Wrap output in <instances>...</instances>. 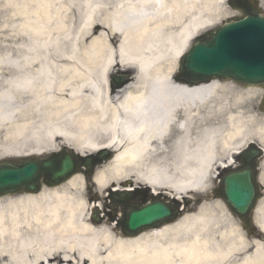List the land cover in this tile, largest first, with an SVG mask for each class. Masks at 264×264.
<instances>
[{
	"label": "bare ground",
	"instance_id": "obj_1",
	"mask_svg": "<svg viewBox=\"0 0 264 264\" xmlns=\"http://www.w3.org/2000/svg\"><path fill=\"white\" fill-rule=\"evenodd\" d=\"M81 1L13 0L11 6L0 0L3 24L21 41L0 44V69L14 73L0 71V157L60 146L81 154L114 151L91 180L79 172L37 193L1 195L0 264H264V196L253 212L259 231L250 232L209 195L216 168L233 165L249 144L264 150L257 88L217 79L191 84L176 73L180 56L219 12L194 11L195 0H129L115 23H87L79 46L97 31L89 27L94 21L109 27L99 54L135 70L133 80L117 89L106 78L52 83L55 60L73 58L57 49L74 36L64 23L74 10L64 6ZM46 41L55 43L53 52ZM260 170L264 185V157ZM135 184L178 196L184 214L137 236L109 219L95 222L91 199L99 196L104 210L106 192Z\"/></svg>",
	"mask_w": 264,
	"mask_h": 264
},
{
	"label": "water",
	"instance_id": "obj_2",
	"mask_svg": "<svg viewBox=\"0 0 264 264\" xmlns=\"http://www.w3.org/2000/svg\"><path fill=\"white\" fill-rule=\"evenodd\" d=\"M229 4L244 15L198 36L181 58L178 78L191 84L231 79L264 87V14L261 9L253 8L249 0H230ZM131 80L129 72L110 75L113 89ZM261 155L262 150L253 144L241 156L242 166L227 172L218 189L219 196L247 227H252L250 215L262 196L257 170V158ZM111 156L112 153L106 150L96 156H83L64 148L45 158L30 156L0 160V196L39 192L43 185H59L82 171L83 166L85 173L92 175L95 168ZM121 195L115 199V205L123 206L124 218L120 225L127 235L136 236L175 221L179 216L181 202L176 198V204L169 206L152 196L151 203L142 205L135 203L138 197H132L129 192ZM93 218L100 221L97 213Z\"/></svg>",
	"mask_w": 264,
	"mask_h": 264
},
{
	"label": "rangeland",
	"instance_id": "obj_3",
	"mask_svg": "<svg viewBox=\"0 0 264 264\" xmlns=\"http://www.w3.org/2000/svg\"><path fill=\"white\" fill-rule=\"evenodd\" d=\"M7 2L10 1L11 4L8 3V5L14 6L16 3L13 2V0H6ZM16 2V0H15ZM129 0H84L81 1V3L73 5L69 7L68 5H65L64 7L68 9H73L74 12L72 14H69L70 18L65 19V24H68L72 27L70 29V32H74V36L70 42H66V40H61V46L57 47V49L67 52V56H72V60L68 61H57L55 60L56 67L54 68V72H51V76L53 78L52 83L56 82H63V81H70L73 83H92L97 81L98 83H102L103 80L105 81L106 75L108 76L107 72H114V69L123 68L115 62V59L112 57V55L108 54H99V50H104V37L107 35V32L110 31L109 27L104 26L102 24H98L97 22H93L91 26V30L94 28L95 25L98 26L97 31L93 34V36L89 37L85 41V45L83 47L79 46V38L82 34V32L85 30L87 23L93 21L95 18H102L108 23L113 24L115 21H117L120 17H122L124 14H126L129 6L127 3ZM261 2V1H260ZM193 9L194 11L201 12L203 11L204 14L208 13L209 11L213 12H219V15L215 17L214 20H217V22L204 30L203 32L215 28L216 26L222 24L223 21L227 20L229 17H232L233 15H236L237 12L231 9V7L227 4L226 0L225 3H222V0H195L194 1ZM4 5V4H3ZM23 5V4H22ZM22 5L18 6L21 7ZM64 7H56L59 11H64V14H67L68 11H65ZM263 7V6H262ZM11 7H6V14H9ZM72 15V16H71ZM203 16V15H202ZM4 14L0 12V44L6 47H16L20 45V40L16 41V39L19 37L15 32L12 31L13 27L8 25V23H4ZM208 20V18H207ZM60 22V21H59ZM201 32V33H203ZM18 33V32H17ZM200 33V34H201ZM87 34L86 36H88ZM46 47L48 50L52 51L55 48V43H51L49 41L45 42ZM66 56V57H67ZM178 63L176 65V73L178 72ZM53 64V63H52ZM114 65V66H113ZM116 69V70H117ZM126 70L132 71V73H135V70L133 69H127ZM5 74L8 78L13 76V70L11 68H4L3 69ZM0 69V71H3ZM35 68L31 71V75L33 76V72H35ZM58 74L59 76H56ZM69 79V80H68ZM221 82L226 83H235L233 81L224 80ZM96 83V82H95ZM242 88H245L244 86H241ZM247 88V87H246ZM251 88H257V94L254 98V102L258 104L260 107L263 108V98H264V89L261 87H254L251 86ZM27 99V97H26ZM23 107H26V100L23 101L22 104ZM264 109V108H263ZM0 140H2L0 136ZM258 147H261L258 143H256ZM65 146H60L54 152H57L61 150ZM66 148L70 149L66 146ZM75 151V150H74ZM53 151L46 152L42 156L49 155ZM76 152V151H75ZM113 152V151H112ZM77 153V152H76ZM97 153V152H96ZM96 153H88L92 154V156L96 155ZM85 154V155H88ZM7 158V157H0V159ZM263 158L261 159V161ZM99 167V166H98ZM97 167V168H98ZM219 169H215L214 175H218ZM84 173V172H83ZM85 174V173H84ZM86 175V174H85ZM87 176V175H86ZM93 176H88V179H92ZM131 183H129V186ZM219 186V183L216 179V177H213L212 182L210 183V197L213 199H219L224 202L223 199L216 197V195L213 193V191ZM134 189L133 192H136L137 190L141 192L147 191V187L143 184H135L132 186ZM118 192L111 190L105 193V200H106V206L105 209L102 210L101 208V200L99 196L94 197L91 199V210H94L95 212L99 213L100 221H96V223H102L103 220L109 219V221L115 225H119L120 220L123 218L122 208L118 207L117 211L114 210L112 203H113V197L118 196ZM171 195H174L170 192ZM191 194V193H190ZM190 197V196H189ZM225 203V202H224ZM226 204V203H225ZM234 220H237L239 224H242V222L237 218L235 215H233ZM243 226V224L241 225ZM256 231H259V227L256 226ZM63 264V263H62Z\"/></svg>",
	"mask_w": 264,
	"mask_h": 264
}]
</instances>
